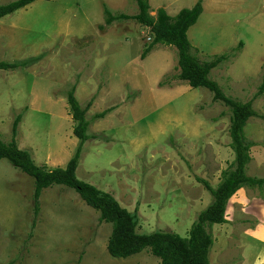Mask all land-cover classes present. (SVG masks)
<instances>
[{"label":"rangeland","instance_id":"1","mask_svg":"<svg viewBox=\"0 0 264 264\" xmlns=\"http://www.w3.org/2000/svg\"><path fill=\"white\" fill-rule=\"evenodd\" d=\"M148 1L154 17L161 8L175 17L202 1L204 12L188 31L193 54L202 62L227 55L211 80L237 101L254 99L264 75V0ZM105 7L113 15L138 13L135 0H38L0 20V62H30L17 71L0 70V137L10 143L22 115L18 147L52 170L51 161L66 164L78 145L66 99L72 87L83 106L96 98L90 120L117 108L93 122L98 139L87 143L78 179L137 210L139 233L187 238L212 203L201 181L217 188L235 160L231 111L209 90L175 80V47L158 46L142 60L150 30L135 21L107 26ZM253 109L264 115V95ZM245 135L253 143L247 175L264 179V120L251 118ZM34 188L31 177L0 161V264L161 263L148 250L113 259L106 252L112 225L101 223L100 213L64 186L42 192L33 229L27 198ZM227 221L211 229V264H264V187L238 191Z\"/></svg>","mask_w":264,"mask_h":264},{"label":"trees","instance_id":"2","mask_svg":"<svg viewBox=\"0 0 264 264\" xmlns=\"http://www.w3.org/2000/svg\"><path fill=\"white\" fill-rule=\"evenodd\" d=\"M38 0H15L0 5V20L11 16ZM138 13L113 15L107 7L104 8L106 25L135 21L148 28L152 35V43L141 55L142 60L158 46L175 47L178 52L179 75L175 78L187 84L193 90L207 89L213 94V101L222 103L231 111V149L234 152L233 164L222 173L221 183L213 189L207 181H201L212 196V203L199 213L192 225L189 237L184 238L172 232L156 231L154 233H139V217L137 210L130 212L123 208L113 195L99 190L97 187L83 182L77 177V170L83 159L87 143L98 138L91 132L93 122L103 120L117 108L109 109L95 115L92 120L89 111L95 97L86 106L79 103L76 97V86L72 87L66 96L70 115L74 121V136L78 145L66 168L48 169L38 166L33 154L21 150L16 142L22 115H19L12 127V141L5 143L0 137V161L7 160L13 168L31 177L35 182L33 195L35 221L41 211L40 198L42 192L53 186H64L74 190L81 199L95 211L100 213V222L111 224L112 233L108 241V253L115 259H128L144 251H149L160 260V264H211L210 254L215 240L211 233L214 226L228 223L227 207L230 200L243 188H263L264 179L252 178L247 175L250 164L253 143L245 135V128L253 117L264 120V115H258L253 109L254 100L264 95V75L258 93L250 102H240L227 96L218 83L211 80V72L228 61L227 55L217 56L210 61L202 62L193 54V47L188 38V31L195 26L204 12L202 1L191 9H183L175 17H171L165 9H159L156 16L151 15L148 0H135ZM102 29L103 27L100 26ZM30 62H0V70L17 71L24 69ZM164 87V85H161ZM14 264V262L10 263Z\"/></svg>","mask_w":264,"mask_h":264},{"label":"crops","instance_id":"3","mask_svg":"<svg viewBox=\"0 0 264 264\" xmlns=\"http://www.w3.org/2000/svg\"><path fill=\"white\" fill-rule=\"evenodd\" d=\"M171 16V15H170ZM172 17V16H171ZM192 89V88H191ZM78 141V140H77ZM36 157V156H35ZM71 158L72 157H69L68 158V162L66 163V164H64V165H61V162H58L57 160L56 161H51L52 163H51V165H50V163H49V166L51 167V166H53L52 168L53 169H57V168H66V166H67V164L69 163V161L71 160ZM45 160H47V159H45ZM56 163V164H55ZM44 164H46L47 165V162L45 161V163ZM53 164V165H52ZM52 169V170H53ZM34 186H35V182H34ZM52 188V187H51ZM50 189V188H49ZM46 190H48V189H46ZM34 191H35V188H34ZM43 192H46L45 190L43 191ZM43 194V193H42ZM33 195H34V193H33ZM41 197H42V195H41ZM27 199H32V202H33V196H32V198H30V196L27 198ZM26 199V200H27ZM40 200H41V198H40ZM41 202V201H40ZM44 202H45V198L43 199V201H42V204H44ZM33 207H34V203H33ZM43 212V211H42ZM111 233H112V229H111ZM110 236H111V234H110ZM110 236H109V238H110ZM108 241H109V239H108ZM108 241H107V245H106V252L108 253V249H107V247H108ZM109 256V255H108ZM111 259V258H110ZM113 259H115V258H113ZM115 260H121V261H124V259H115Z\"/></svg>","mask_w":264,"mask_h":264}]
</instances>
